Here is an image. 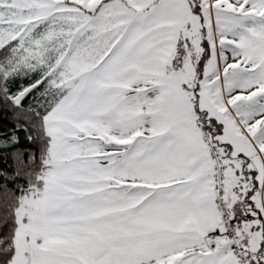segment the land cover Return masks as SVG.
Returning <instances> with one entry per match:
<instances>
[{"label":"snow or ice","instance_id":"6c2138e0","mask_svg":"<svg viewBox=\"0 0 264 264\" xmlns=\"http://www.w3.org/2000/svg\"><path fill=\"white\" fill-rule=\"evenodd\" d=\"M0 264H264V0H0Z\"/></svg>","mask_w":264,"mask_h":264}]
</instances>
